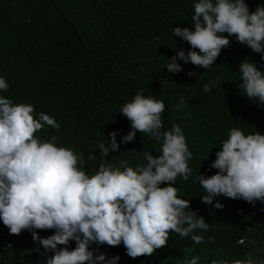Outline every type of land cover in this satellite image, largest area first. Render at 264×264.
Wrapping results in <instances>:
<instances>
[{
  "label": "trees",
  "instance_id": "16d2710c",
  "mask_svg": "<svg viewBox=\"0 0 264 264\" xmlns=\"http://www.w3.org/2000/svg\"><path fill=\"white\" fill-rule=\"evenodd\" d=\"M198 2L0 0V78L9 86L0 90V97L13 105L34 106L35 119L43 112L57 121L58 130L45 125L34 134L41 142L56 136L57 147L82 155L77 167L89 177L102 163L116 169L124 160L134 170L146 165L143 152L161 155L163 138L137 132L132 142L120 143L133 130L121 109L140 93L164 102L162 131L179 126L192 153L191 174L187 180L178 175L173 187L178 198L191 201L190 210L205 218L208 230L197 229L188 237L169 232L165 247L136 258L127 255L123 243H93L94 256H105L97 264L116 257L114 264H186L193 257H199L198 264H234L249 255L254 264H264V202L220 195L206 205L201 197L207 193L198 181L199 174L207 178L218 172L210 166L232 129L245 136L264 134V104L248 99L240 87L241 63L248 60L264 72V53L254 52L235 36L218 34L228 37L230 45L216 63L204 69L179 60L183 71L170 73L166 66L176 52L192 50L175 36V27L194 28ZM245 3L251 13L264 0ZM213 83L205 93L204 85ZM114 131L120 150L101 157L98 142L109 146ZM217 202L224 207L216 208ZM33 231L42 239L55 233L26 229L17 236L0 220V264H45L54 252L34 240ZM192 235L202 236L203 242L196 244ZM75 247L71 240L69 250Z\"/></svg>",
  "mask_w": 264,
  "mask_h": 264
},
{
  "label": "clouds",
  "instance_id": "9594fccd",
  "mask_svg": "<svg viewBox=\"0 0 264 264\" xmlns=\"http://www.w3.org/2000/svg\"><path fill=\"white\" fill-rule=\"evenodd\" d=\"M192 23L194 28L175 27V36L190 44L192 50L176 52L166 66L170 73L183 71L179 60L204 69L216 63L222 49L230 45L228 37L218 34L235 36L254 52L264 53V5L250 13L245 0H199L194 5ZM240 74L244 95L264 104V72L245 60ZM212 86L214 83L205 84L204 92H210ZM8 87L6 80L0 78V90L6 91ZM34 110L32 105H13L0 97V220L10 234L17 236L26 229H55L53 235L43 239L37 232L32 233L34 240L54 252L45 264L105 261L104 255L94 256L90 250L93 243H123L132 258L151 256L167 245L169 232L188 237L197 229L208 230L205 218L190 210L191 201L178 198L173 187L178 175L187 180L191 174L188 160L192 153L179 126L162 131L163 101L138 93L124 105L121 113L133 130L120 142H132L137 132L149 133L163 138L162 154L157 157L144 151L147 163L135 170L124 160L116 169L102 163L91 177L77 167L83 162L82 155L57 147L56 136L51 142H41L34 135L45 125L60 128L53 117L43 112L35 119ZM117 134H110L107 147L98 142L101 157L120 150ZM210 167L218 172L207 178L198 176L207 193L201 197L202 203L212 205L220 195L249 203L264 202V134L245 136L232 129ZM162 184L167 186L161 187ZM215 207L222 209L224 205L217 202ZM191 239L196 244L204 240L200 235H192ZM71 240L76 241L74 250L68 248ZM118 259L106 264H114ZM198 260L199 257H193L186 264H198ZM234 264L254 262L249 255L246 261L237 260Z\"/></svg>",
  "mask_w": 264,
  "mask_h": 264
}]
</instances>
